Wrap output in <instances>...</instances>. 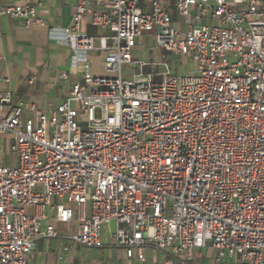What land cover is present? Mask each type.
Wrapping results in <instances>:
<instances>
[{
  "label": "built area",
  "instance_id": "1",
  "mask_svg": "<svg viewBox=\"0 0 264 264\" xmlns=\"http://www.w3.org/2000/svg\"><path fill=\"white\" fill-rule=\"evenodd\" d=\"M46 1L0 2V16L46 28ZM139 2L78 0L63 38L104 51L105 75L86 62L57 108L0 93V135L17 158L0 165V264H34L38 243L74 220L64 253L103 248L114 224V246L137 264L147 247L185 263L210 249L214 264H264V0H176L183 27L172 0ZM86 21L106 35H87ZM145 32L194 72L135 61Z\"/></svg>",
  "mask_w": 264,
  "mask_h": 264
},
{
  "label": "crops",
  "instance_id": "2",
  "mask_svg": "<svg viewBox=\"0 0 264 264\" xmlns=\"http://www.w3.org/2000/svg\"><path fill=\"white\" fill-rule=\"evenodd\" d=\"M0 2L11 5L18 0ZM77 2L78 0H47L38 9L39 15L48 24L46 28L26 30L20 20L0 16V56L3 58L0 61V93L10 92L14 104L23 101L26 106L35 105L42 111L49 112L65 100L73 85L82 81L86 62L90 64L93 76L105 75L104 51L80 52L63 38V29L70 27ZM172 2L173 21L183 27L175 13L176 0ZM143 3L146 8V0ZM51 29L53 33L50 32ZM83 30L91 37L106 35L88 21L83 24ZM140 38L137 39L136 48ZM136 48L133 51L134 60L150 64L138 58ZM62 73H67V79L61 78ZM29 117L30 112L26 109L24 119ZM13 142V136L0 135V165H17V158L10 153ZM111 225L103 232V248L87 249L77 246L64 253L68 241L63 237L76 234L78 222L57 223L56 229L60 237L41 240L32 255V261L34 264H137L129 261L122 249L114 246L110 238L113 232L109 228ZM207 251L214 255L212 250ZM145 252V264H156L159 261L160 264H166L165 259L169 257L168 252H160L152 247H147Z\"/></svg>",
  "mask_w": 264,
  "mask_h": 264
},
{
  "label": "rangeland",
  "instance_id": "3",
  "mask_svg": "<svg viewBox=\"0 0 264 264\" xmlns=\"http://www.w3.org/2000/svg\"><path fill=\"white\" fill-rule=\"evenodd\" d=\"M144 1L145 0H140L138 5L142 9L145 8L143 3ZM135 52L140 60L149 62L152 66L158 65L157 68L159 72L162 70L159 66L161 62H167L173 75L178 77L184 76L189 72H194L195 70V65L189 57L175 56L171 52L166 51L164 48H160L156 43L155 32H145L141 36ZM152 66L146 67L144 69V73L155 76ZM81 127L85 130L87 128V123L84 122L81 124ZM109 228L111 231H114V224H112ZM170 259L172 258L168 257L165 261L167 262ZM172 260L174 261V264H214V255L207 250H200L195 253L193 260L188 263H185L186 261H183V258L180 256H175ZM160 263L161 262L159 261L156 264Z\"/></svg>",
  "mask_w": 264,
  "mask_h": 264
}]
</instances>
